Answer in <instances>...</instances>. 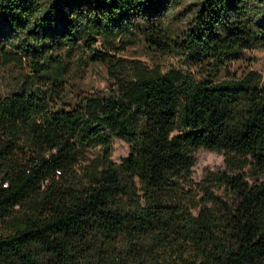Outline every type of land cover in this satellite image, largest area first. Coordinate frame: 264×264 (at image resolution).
Here are the masks:
<instances>
[{
	"label": "trees",
	"instance_id": "1",
	"mask_svg": "<svg viewBox=\"0 0 264 264\" xmlns=\"http://www.w3.org/2000/svg\"><path fill=\"white\" fill-rule=\"evenodd\" d=\"M173 1L0 0V55L29 71L0 94V264H264V81L250 66L215 78L264 47V0L167 13ZM124 29L192 67L95 45ZM60 45L107 63V90L64 104ZM113 138L128 144L119 161ZM201 147L224 160L194 183Z\"/></svg>",
	"mask_w": 264,
	"mask_h": 264
},
{
	"label": "rangeland",
	"instance_id": "2",
	"mask_svg": "<svg viewBox=\"0 0 264 264\" xmlns=\"http://www.w3.org/2000/svg\"><path fill=\"white\" fill-rule=\"evenodd\" d=\"M189 1L191 0H174L171 2L167 13L172 14L173 11L182 9V6L186 5ZM169 17L166 16L165 20L170 19ZM172 20L174 27L177 25L182 26L185 23V19L181 16ZM1 45L2 42L0 41ZM95 45L98 48L115 53L120 58L123 57L129 60L138 59L148 67L157 66L162 71L172 66L181 69L192 67L190 59L184 55L172 52L151 51L146 47L143 38L130 29H124L115 39H103V37L98 35ZM5 48L10 49V44H7ZM64 49V45H60L54 49L56 53H63L66 61L63 75L66 89L61 97L64 104L75 105L77 102L76 98L80 93L107 90L109 85L107 80V63L103 64L89 60L87 53H85L80 45L75 46L69 55L64 53ZM225 64L226 66H223L218 71L215 78L222 77L226 72L240 73L250 66L261 73V79L264 81V47L245 49L239 53H235ZM28 72L25 64L17 62L6 63L2 59V55H0V94L4 95L17 90L27 89L29 86ZM111 145V158L115 161H119V158L124 156L128 151V144L125 140L113 138ZM97 149L98 146H93V148L88 150V154L93 155ZM194 156L196 161L191 171V179L194 183L202 180L206 170H216L223 165V154L217 150L201 147L195 151ZM121 244L117 243L116 246L120 247Z\"/></svg>",
	"mask_w": 264,
	"mask_h": 264
}]
</instances>
